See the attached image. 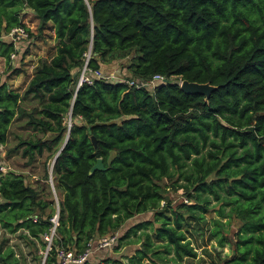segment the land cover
<instances>
[{
    "label": "trees",
    "instance_id": "obj_1",
    "mask_svg": "<svg viewBox=\"0 0 264 264\" xmlns=\"http://www.w3.org/2000/svg\"><path fill=\"white\" fill-rule=\"evenodd\" d=\"M24 10L37 36L49 32L53 51L37 58L21 92L0 83V144L26 164L56 155L38 185L0 171L1 225L26 229L24 238L43 247L56 212L42 264H54L59 248L81 253L118 230L113 250L139 243L124 260L101 264H179L195 256L184 231L214 209L238 221L226 237L212 220L210 236L230 247L218 264H264V0H0V35L23 26L36 36ZM14 51L0 39L10 69ZM121 59V80L93 73ZM153 74L163 80L152 87L125 82ZM170 76L216 88L204 99ZM13 120L27 131L7 145ZM97 157L102 168L89 174ZM142 213L151 216L123 228ZM9 255L0 254L2 264H15Z\"/></svg>",
    "mask_w": 264,
    "mask_h": 264
},
{
    "label": "rangeland",
    "instance_id": "obj_2",
    "mask_svg": "<svg viewBox=\"0 0 264 264\" xmlns=\"http://www.w3.org/2000/svg\"><path fill=\"white\" fill-rule=\"evenodd\" d=\"M25 14L22 16V22L24 25L34 34V36L25 35L24 37L13 42L15 51L13 52V57L9 59V65L15 68H20L18 72H13V69L8 68L7 61L0 55V83L6 82L13 89L21 92L25 86L28 76L31 72V68L38 57L49 56L53 51L54 40L48 36L49 32H42L37 36V24L36 20L32 17L31 12L24 10ZM6 40H9L6 38ZM124 59L112 61L109 63H104L100 65L99 72L102 76L110 77V80H117V78H122L127 71L122 67L121 63ZM118 67V71H116ZM103 72H108L109 74H103ZM118 73V74H117ZM171 81H179L176 76L169 77ZM22 123L21 120L12 121L10 125L11 133L8 136L7 145L11 144L15 140L13 138V133H20L22 135L26 134L27 129L25 127L19 126ZM66 123H70V116L67 114ZM6 145L0 144V171L14 170L20 172L26 183L31 185H38L40 176L42 174L43 167H46L48 175L51 172V159L49 156L45 155V152L41 155H36L30 164H26V157H20L19 155H11L6 157L5 155ZM49 184L51 194H52V206H55V195L54 190L51 188V180L47 178L45 181ZM169 196L173 198L174 201L180 199L181 196L177 193H169ZM183 198V197H182ZM213 203V202H211ZM214 205L212 208H215ZM151 213L137 214L134 217L128 219L124 222L123 228L132 223L133 221L150 218ZM218 218L221 222L220 231L225 234L226 237L232 236V232L235 229L238 221L232 220L231 223L226 221L225 217L218 216L214 209H210L203 213V219L199 224L192 222L190 224V229L185 230L184 233L186 237L190 240L191 244L194 246L195 256L189 258H183L179 261V264H218L220 257L226 256L230 253L229 242H225L223 246H218L214 236H210L209 232L213 225V219ZM236 219V218H233ZM120 230L116 232L119 234ZM26 229L16 228L13 231H9L6 227L2 226L0 223V254H5L10 252L9 259L15 264H42L47 251L46 240L45 245L42 247L40 242L31 237L27 236ZM134 238V236H131ZM97 239V238H95ZM233 240V239H232ZM139 243H129L120 245L119 248L113 250L112 246L105 249L106 252L101 258L106 256L118 258L121 257L124 260V255L130 254L133 248ZM122 255V256H121ZM99 258V259H101ZM99 261V260H98ZM0 264L2 261L0 260ZM140 264H154L146 259H142Z\"/></svg>",
    "mask_w": 264,
    "mask_h": 264
},
{
    "label": "built area",
    "instance_id": "obj_3",
    "mask_svg": "<svg viewBox=\"0 0 264 264\" xmlns=\"http://www.w3.org/2000/svg\"><path fill=\"white\" fill-rule=\"evenodd\" d=\"M27 34L25 28L23 26H14L12 27L7 33L0 35V39H9L12 42L17 41L18 39L24 37ZM9 57H13V52L9 54ZM96 76H102L100 75L99 71L93 72ZM106 79L110 80V77L102 76ZM80 80H86L90 81L88 77L81 75ZM117 80H121V78H117ZM163 77L159 74H153L150 78H148L146 81H139V80H125L127 84H133L135 86H146V87H152L153 84H155L158 81H162ZM49 221L51 223L48 232L43 236L46 240V248L49 249V242L51 236L54 234V227L57 224V214L56 212L49 218ZM116 232L106 234L103 236L98 237L93 242L92 240L87 243L85 248L81 253H74L71 249L66 248H59L56 250V260L54 264H81L84 261H87V258L89 254L91 253V250L94 246L96 247H110L114 242L116 241ZM88 264H101L100 261L88 263Z\"/></svg>",
    "mask_w": 264,
    "mask_h": 264
},
{
    "label": "water",
    "instance_id": "obj_4",
    "mask_svg": "<svg viewBox=\"0 0 264 264\" xmlns=\"http://www.w3.org/2000/svg\"><path fill=\"white\" fill-rule=\"evenodd\" d=\"M178 86H179L180 90L183 91L184 93L200 94V95H203L204 99H206L208 97V95L210 94V92H212L216 88V85L210 84L208 82L189 81V80H186V79L179 80L178 81ZM65 139H64V141H65ZM90 140H91V142L94 145L93 136H90ZM64 141L60 145V147L57 150V152L61 149ZM55 155L52 158V162L54 161ZM52 162H51V164H52ZM101 168H102L101 159H100V157H97L95 162L92 164V166L89 169V174H91L93 172V170L101 169ZM50 169H51V166H50ZM165 198H167V195H165Z\"/></svg>",
    "mask_w": 264,
    "mask_h": 264
},
{
    "label": "crops",
    "instance_id": "obj_5",
    "mask_svg": "<svg viewBox=\"0 0 264 264\" xmlns=\"http://www.w3.org/2000/svg\"><path fill=\"white\" fill-rule=\"evenodd\" d=\"M116 71H118V67H117ZM103 74H109V73L108 72H105V73L103 72ZM94 240L95 239H93L92 242ZM105 249H108V247H96V246H94L92 248V250H91V253L89 254V256L87 258V263H92V262H96V261L100 260L99 258H101L104 255V253L106 252ZM70 264H73V263H70Z\"/></svg>",
    "mask_w": 264,
    "mask_h": 264
}]
</instances>
